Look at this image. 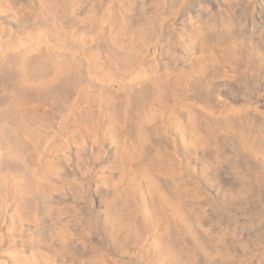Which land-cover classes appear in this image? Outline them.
I'll list each match as a JSON object with an SVG mask.
<instances>
[{
  "label": "bare ground",
  "instance_id": "6f19581e",
  "mask_svg": "<svg viewBox=\"0 0 264 264\" xmlns=\"http://www.w3.org/2000/svg\"><path fill=\"white\" fill-rule=\"evenodd\" d=\"M0 264H264V0H0Z\"/></svg>",
  "mask_w": 264,
  "mask_h": 264
},
{
  "label": "rangeland",
  "instance_id": "374dc122",
  "mask_svg": "<svg viewBox=\"0 0 264 264\" xmlns=\"http://www.w3.org/2000/svg\"><path fill=\"white\" fill-rule=\"evenodd\" d=\"M142 214H143L144 216H146V214H145V212H144V211H142Z\"/></svg>",
  "mask_w": 264,
  "mask_h": 264
}]
</instances>
